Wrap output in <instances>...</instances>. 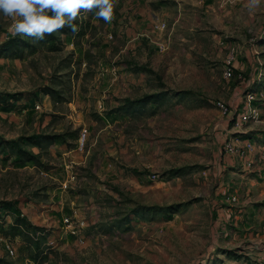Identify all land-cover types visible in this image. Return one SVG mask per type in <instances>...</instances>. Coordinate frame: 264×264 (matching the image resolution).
Instances as JSON below:
<instances>
[{"label": "rangeland", "instance_id": "obj_1", "mask_svg": "<svg viewBox=\"0 0 264 264\" xmlns=\"http://www.w3.org/2000/svg\"><path fill=\"white\" fill-rule=\"evenodd\" d=\"M247 5L116 0L110 23L82 11L78 32H55L52 46L13 35L0 14V139L37 154L24 161L0 151V225L20 212L50 233L44 261L1 233L0 257L264 264V190L255 173L226 166L234 164L222 161L218 141L217 102H229L251 56L264 55V0ZM230 46L245 68L224 79ZM259 82L246 85L262 93L256 103ZM52 134L66 143L32 146Z\"/></svg>", "mask_w": 264, "mask_h": 264}, {"label": "clouds", "instance_id": "obj_2", "mask_svg": "<svg viewBox=\"0 0 264 264\" xmlns=\"http://www.w3.org/2000/svg\"><path fill=\"white\" fill-rule=\"evenodd\" d=\"M261 0H248L247 7L255 9ZM116 0H0V14L11 21L8 31L27 35L36 40L67 27L78 32L74 23L80 13L95 10V17L110 23L114 18Z\"/></svg>", "mask_w": 264, "mask_h": 264}, {"label": "trees", "instance_id": "obj_3", "mask_svg": "<svg viewBox=\"0 0 264 264\" xmlns=\"http://www.w3.org/2000/svg\"><path fill=\"white\" fill-rule=\"evenodd\" d=\"M59 34H71V29L65 27L62 30L58 31ZM55 37V33L52 35H48L45 37L44 40H36L33 37H30V39L37 41L39 44H49L53 45L52 40ZM13 40L8 41L6 44L12 43ZM30 45H33L29 41H25V46L30 47ZM4 47V45H2ZM33 49V48H32ZM2 53V52H0ZM7 53V52H3ZM12 57H19L20 52L14 51L8 53ZM73 140H77L78 134L73 133V135L70 137ZM55 142L60 143H66L65 135L64 134H52V135H41L35 137L33 140H31L32 146H35L39 148L40 151L42 149H47L50 147L51 144ZM4 147H9L11 150L14 151V153L19 157L25 160H34L36 158L37 154H33L23 148H21L17 141L10 140L5 141L0 139V151L3 150ZM11 221L6 224L4 227L3 225H0V233L4 237H21L22 241L25 244V249L27 251V257L32 260L33 262L37 261H44L47 258V237L49 236V232L42 226H37L33 223H31L23 214L20 212L16 214H11ZM0 264H11L9 261L4 259L3 257H0Z\"/></svg>", "mask_w": 264, "mask_h": 264}, {"label": "built area", "instance_id": "obj_4", "mask_svg": "<svg viewBox=\"0 0 264 264\" xmlns=\"http://www.w3.org/2000/svg\"><path fill=\"white\" fill-rule=\"evenodd\" d=\"M237 62V51L235 47L230 46L222 64V77L224 79H230L233 76L235 66ZM263 97L261 92L249 91L246 89L243 91L242 97L246 108L242 111L240 116L235 119L233 109L229 104L224 102H217L221 114L224 116L225 122L233 123L236 126H240L241 122H246L250 118L256 119L258 117V110L255 106H252V102ZM84 133L79 138L84 137ZM220 154H229L238 164L239 168L244 173H255L258 176L259 183L264 190V145L260 150H256L254 144L251 141H243L238 138L237 143L233 144L229 141H225L222 144ZM233 200L236 198L233 196ZM13 253V251H11Z\"/></svg>", "mask_w": 264, "mask_h": 264}, {"label": "crops", "instance_id": "obj_5", "mask_svg": "<svg viewBox=\"0 0 264 264\" xmlns=\"http://www.w3.org/2000/svg\"><path fill=\"white\" fill-rule=\"evenodd\" d=\"M262 52L263 50L260 49L255 50V53L257 54ZM251 58L252 63H250L249 70L247 72L248 78L246 81L239 82L237 84L233 97L229 100V102H227V104H229V106H231L233 109L235 119L238 118L242 111L246 108L242 97L243 91L246 89V85L249 84L250 81H255V84H257L260 83L259 81L264 80V55H256L254 57L251 56ZM235 68L243 71L245 66L244 64H240L237 61ZM252 106H255L258 110V117L256 119L250 118L246 122H241L240 126H236L230 122L227 123L223 119L220 128L222 133H220L218 139L220 144H223L225 141L236 144L237 139L240 138L243 141H251L254 144L256 150L261 149V147L264 145V102H252ZM220 156L224 162H229V160L233 162L234 165L228 164L226 165L227 167L234 166L241 171L239 164L234 159H232L229 154H220Z\"/></svg>", "mask_w": 264, "mask_h": 264}]
</instances>
